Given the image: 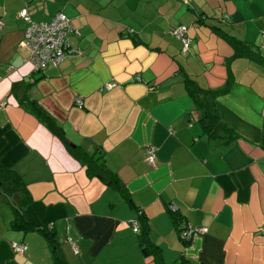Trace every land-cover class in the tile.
Instances as JSON below:
<instances>
[{"label":"crops","instance_id":"crops-1","mask_svg":"<svg viewBox=\"0 0 264 264\" xmlns=\"http://www.w3.org/2000/svg\"><path fill=\"white\" fill-rule=\"evenodd\" d=\"M26 2L0 0V164L26 184L24 221L52 223L67 264H264V64L228 42L264 58V0H32L37 22L71 19L82 51L41 72L21 46ZM181 25L186 52L170 32ZM189 79L205 91L230 82L211 110L231 132L210 134ZM69 145L119 186L89 177ZM1 191L0 264H55L41 232L12 224L21 195ZM187 225L208 231L185 245Z\"/></svg>","mask_w":264,"mask_h":264},{"label":"built area","instance_id":"built-area-1","mask_svg":"<svg viewBox=\"0 0 264 264\" xmlns=\"http://www.w3.org/2000/svg\"><path fill=\"white\" fill-rule=\"evenodd\" d=\"M30 1L32 0H27L26 5L21 9L19 15L27 24L21 46L30 51V61L34 65V70L37 72L45 71L49 65L57 66L67 57L82 55L81 50L73 48L68 42V33L72 31L77 32L71 19L63 12H60L51 22H37L31 18L28 4ZM2 25L3 22L0 19V27ZM170 32L173 36L182 40L183 51H188L190 42L187 36L188 27L181 25L173 28ZM116 86V82H111L105 84L103 89L110 90ZM75 104L79 107L83 106L81 96L76 98ZM145 160L150 166H155L157 160L155 147H147ZM176 209V205H171L172 211ZM131 224L134 231L138 232L140 229L138 220H131ZM48 227L52 228L53 224L50 223ZM207 231V227L187 225L181 233V239L186 243H192L195 238L206 234ZM12 247L19 254H24L28 250V245L23 242H15Z\"/></svg>","mask_w":264,"mask_h":264},{"label":"trees","instance_id":"trees-1","mask_svg":"<svg viewBox=\"0 0 264 264\" xmlns=\"http://www.w3.org/2000/svg\"><path fill=\"white\" fill-rule=\"evenodd\" d=\"M228 42L234 48L235 57H250L257 62L264 64V58L258 52H255L252 49L251 45L230 38ZM229 83H227L223 88L219 90L205 91L196 86L194 81L189 79L187 82V89L194 98L196 106L200 111L206 114L205 119H207L208 121L207 130L212 135H215L217 131L221 129H223L226 133L231 132V129L226 124H224L220 120V118L211 110V108L214 106L216 98L219 95L226 93L230 89ZM37 111L40 110L38 109ZM69 148L76 157L81 158L82 162L86 166L87 174L89 177H98L106 184L119 186L118 177L115 176V174L112 173L104 163L99 164L97 160H94L92 158V156L88 155L86 152H82L78 146H70ZM0 186L2 189L1 192L8 197L16 196L18 194L21 195L19 201L12 203V209L14 213V220L12 222L13 226L17 229H22L25 231L37 230L41 232L46 237V240L51 247L55 264H67L59 251V243L55 237V233L53 232V230H50L48 226L34 227L33 225H30L24 221L22 217V210L28 203L29 197L26 184L24 183L21 176L14 170L5 168L0 164ZM141 218L142 216H140V219ZM143 228L145 233L147 228L145 223ZM184 243L185 245L191 244L186 242ZM181 264L189 263L183 261Z\"/></svg>","mask_w":264,"mask_h":264}]
</instances>
